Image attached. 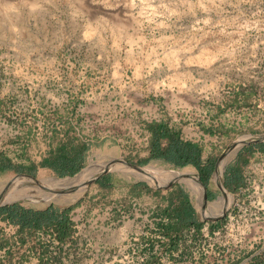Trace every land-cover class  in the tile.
<instances>
[{
	"label": "rangeland",
	"instance_id": "374dc122",
	"mask_svg": "<svg viewBox=\"0 0 264 264\" xmlns=\"http://www.w3.org/2000/svg\"><path fill=\"white\" fill-rule=\"evenodd\" d=\"M153 121L200 136L215 170L231 157L229 146L264 133V0H0V156L29 165L65 139L86 141L93 145L81 171L121 158L199 178L192 165L140 163ZM261 163L240 192L223 193L211 178L218 190L206 202L197 181H151L121 165L113 188L88 181L73 190L75 200L18 199L77 205L71 216L80 231L63 245L44 231L26 233L23 244L18 235L0 247V264H264ZM11 172L0 175V192L18 174ZM38 177L66 178L46 170ZM137 179L160 194H134ZM173 185L190 193L206 223L198 236L184 231L169 252L160 223Z\"/></svg>",
	"mask_w": 264,
	"mask_h": 264
},
{
	"label": "trees",
	"instance_id": "16d2710c",
	"mask_svg": "<svg viewBox=\"0 0 264 264\" xmlns=\"http://www.w3.org/2000/svg\"><path fill=\"white\" fill-rule=\"evenodd\" d=\"M148 129L151 132V139L149 144V155L140 160V163H147L151 160H162L172 163L177 167H183L192 164L198 168L201 173V179L204 183L209 181L211 174L215 169L216 158L204 159L202 156L201 146L192 141L186 140L182 137L180 128L173 126L169 121H153L148 123ZM71 142V160L77 162L78 167L82 164L84 158L91 149L93 142L75 143ZM66 149L62 147L60 154H51L52 156L44 159L41 166L52 168L58 177H65L67 175L73 176L77 170L68 172L65 169L67 161ZM247 164V160H243ZM231 177L229 180V188L231 191H236L237 187L243 185L240 179L239 167H231ZM19 170L29 171L36 174L37 166L35 163L25 166L16 165L12 159L6 155L0 156V175L12 171L11 174H17ZM228 170L226 168V174ZM227 177V175H226ZM97 183L102 187L113 188L116 182L111 180V176L107 175L97 180ZM132 191L136 195H141L144 191H153L156 195L160 194V190L152 189L144 181H139L131 184ZM176 186L175 190L166 196L167 206L163 209L162 215L167 217V221L160 223L161 232L164 235H171V246L176 248L180 242V237L184 231L194 229L195 231H202L205 221L201 220L198 216L194 206L193 199L190 193L181 185ZM211 193L208 190V194ZM207 194V195H208ZM75 206H63L57 203H50L44 207L28 206L21 202H14L0 206V221L6 225L15 227L16 231L10 236L6 230L0 227V247L11 245L12 238L20 236L22 244L25 243L26 233H36L40 231L47 232L63 245L67 241H71L77 232L76 223L72 220L71 211ZM213 225V224H211ZM213 227V226H212ZM49 245L46 244L42 254H47ZM42 255V259L43 256Z\"/></svg>",
	"mask_w": 264,
	"mask_h": 264
},
{
	"label": "bare ground",
	"instance_id": "6f19581e",
	"mask_svg": "<svg viewBox=\"0 0 264 264\" xmlns=\"http://www.w3.org/2000/svg\"><path fill=\"white\" fill-rule=\"evenodd\" d=\"M222 163L223 162L221 161L218 167L224 164ZM116 165H121L124 166L125 168L136 169L139 172L146 174L147 177L152 176V178H150L151 181L153 180V177L155 178V176L157 177V179L167 178V180L181 178L182 180H185L188 183H192V182L194 183V181L195 182L197 181L196 180L197 175L193 170L173 172L171 170H165L162 167L160 168H156L154 166H150L149 168L147 166L135 167L129 164L127 160H121V158H113L110 161H107V164L103 167L100 162H94L92 167L85 168L75 177H66V178L54 179L50 181H42L40 179L38 181H31L30 179L18 173L10 181H8L6 185L1 189L0 203L15 199H26V198H36L41 200H49V199L56 200L57 198H63L62 200L71 199L72 197H75L73 190L79 191L83 189L82 187H85L88 181L93 180L96 176L104 172L116 170L115 168ZM221 173L220 171L217 172L216 178L218 180L221 179ZM13 182H17L16 185L21 184L18 187L21 190H16V188H13L12 187ZM46 185L49 186L50 189H47ZM200 185L202 187L201 200H203L205 195L207 194V191L205 190L204 186L201 183ZM222 186L224 191H226V187L224 183ZM62 192L64 194H61Z\"/></svg>",
	"mask_w": 264,
	"mask_h": 264
},
{
	"label": "crops",
	"instance_id": "0c3cea01",
	"mask_svg": "<svg viewBox=\"0 0 264 264\" xmlns=\"http://www.w3.org/2000/svg\"><path fill=\"white\" fill-rule=\"evenodd\" d=\"M180 130H181V133H182V137L184 139H186V140H192V141L198 143L201 146V148H202V156H203V158L205 160L208 159V158H210V157L211 158L214 157V156H208V155H206V153H205V147L203 146L202 141L200 140V136L199 137H188V136H186L184 134V129L180 128ZM66 146H67L66 154H62V155H67V157L70 159V161H67V164L65 165V169L68 172L77 170V165H78L77 162L75 160H73V161L71 160V158H72V155H71V146H72L71 145V142H70V140H66L65 139V140L61 141V143H57V145H52L49 148L47 154H45L40 160H38V161L32 160L29 163V165L35 163L36 166H37V172H36V174H34V173H32V174H34V175H36L38 177L39 172L41 170H46V171L52 173L53 175L57 176L56 175V172L52 168L41 166V162L44 159L52 156L51 155L52 153L55 154V155L57 153L60 154V151H61L62 147L65 148ZM232 150H233L232 155L227 160V162L225 164H223L224 163V161H223V163H222L223 165L217 167L216 170L214 169L213 173L211 174V176L209 178V181L207 183H205V185L207 186V189H205L207 191V194H208V190L211 191L213 189L214 190L220 189L224 193V189H223V186H222L223 183L225 184V187H227L230 190L228 183H229L230 177L232 175L231 169H230L231 167H239L240 168L239 176H240L241 181L243 182V185L237 187V190L235 191V192H240L242 189H244L248 185L249 176L251 174V168L255 164H257V163L259 164L261 162H262L261 164L264 165V140L247 141V142L242 143L241 145L235 147ZM89 151H88V154L86 155V157L84 158L82 164L78 167V170H77L76 174L79 173L83 169V167L86 166V164L88 163ZM243 160H247L248 163L247 164H244L243 163ZM216 163H217V159H216ZM188 165H192V164H188ZM25 166H28V165H25ZM192 166H194V165H192ZM224 166H225V168H224ZM194 167H196V166H194ZM215 168H216V164H215ZM226 168L228 170V173L227 174H226ZM218 171H220V173L222 172L221 175H223V179H222V177H221L220 180H218L216 178V175H217V172ZM26 172H29V171H26ZM199 173H200V171H199ZM107 175H110L111 176V180L113 182H116L117 183V181H119L118 178L116 177V175L112 171L108 172L105 175L100 176L99 178L104 177V176H107ZM226 175H227V177H226ZM67 176H70V175H67ZM200 178H201V173H200ZM211 178L217 182L218 189L211 186V184H210ZM97 180L93 182V184L96 186V190L105 189L106 187H102V185H100L99 183H97ZM139 181H143V180L137 179L135 182H139ZM197 182H198L199 187L201 188L198 177H197ZM131 184H133V183H131ZM173 188H174V185L170 187V192H172ZM232 192H234V191H232ZM148 193L149 192L144 191L140 196L145 195V194H148ZM201 193L202 192L200 191V202H201ZM193 202H194V206H195L196 211H197L198 216H199L198 208L196 207V203H195L194 199H193ZM167 204L168 203L166 201V204L163 207L165 208L167 206ZM114 208H115L114 210H116V207H114ZM152 214H154V210H152ZM72 220H74V222L76 223L77 232L75 234H77L80 231L78 229L79 222L77 220L73 219V218H72ZM191 230H192L194 236H198L200 234V231H195L194 229H190L188 231H191ZM162 237L164 238V240H167L166 243H165L166 250L169 251V252H174L175 249H179V247L181 246V243L183 242V240L186 237V233H183L182 234V236L180 237L179 244L177 246H175L176 248H173V246H171V235H164L163 234Z\"/></svg>",
	"mask_w": 264,
	"mask_h": 264
},
{
	"label": "water",
	"instance_id": "95a60500",
	"mask_svg": "<svg viewBox=\"0 0 264 264\" xmlns=\"http://www.w3.org/2000/svg\"><path fill=\"white\" fill-rule=\"evenodd\" d=\"M257 140H264V134L262 133V134H259V135H254V136H252V137H250V138H248V139H246V140H242V141H240V142H235V143H233L231 146H229L228 148H227V150H232V149H234L235 147H237V146H239V145H241L242 143H245V142H247V141H257ZM130 164V163H129ZM92 165H93V163H90V165H89V167H92ZM131 165H133V166H137V165H134V164H131ZM11 172V171H10ZM19 174H21L22 176H24V177H26V178H28V179H30L31 181H38L39 180V177H37L36 175H34V174H32V173H30V172H26V171H23V170H19V171H17ZM108 172H110V171H108ZM108 172H104V173H102V174H100V175H98V176H96L93 180H91V181H89L88 183H87V185H86V187L88 188V187H90V185L92 184V182H94V181H96L100 176H102V175H105V174H107ZM199 181H200V183L204 186V188L205 189H207V186L205 185V183L202 181V179L199 177ZM172 184V182H169V185H171ZM2 185H3V183H1V185H0V188L2 187ZM79 197H81V196H79ZM78 197V198H79ZM57 199H63V198H57ZM69 201H71V200H75V199H68ZM208 200V196H207V194L205 195V197H204V201L206 202ZM19 200L18 199H15V200H11V201H6V202H1L0 203V206H2V205H5V204H9V203H14V202H18Z\"/></svg>",
	"mask_w": 264,
	"mask_h": 264
}]
</instances>
